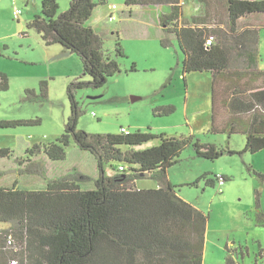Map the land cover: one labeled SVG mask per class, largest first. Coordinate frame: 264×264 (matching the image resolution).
I'll return each instance as SVG.
<instances>
[{
  "label": "trees",
  "instance_id": "obj_1",
  "mask_svg": "<svg viewBox=\"0 0 264 264\" xmlns=\"http://www.w3.org/2000/svg\"><path fill=\"white\" fill-rule=\"evenodd\" d=\"M202 10L181 23V0H123L126 6H167L158 14L165 34L175 36L183 54L182 73L209 71L211 82V131L245 135L242 151L217 147L189 136L136 130L124 133L90 134L76 128L79 107L73 90L82 86H102L120 67L116 58L102 50V40L86 25L97 3L106 0H70L69 7L57 15L56 0H41L42 16L29 23L46 44L58 43L79 56L87 82L74 81L67 87L70 116L64 132L54 141L26 149L27 163L20 172L41 174V162L30 157L44 153L49 159L65 158V148L73 139L77 146L97 160L99 176L94 188H83L84 175H65L47 182L46 187L23 189L0 186V264H203L208 214L181 198L172 188L167 169L179 161L180 153L191 146L195 156L216 159L224 153H255L264 148V70L258 68L259 28L239 26V19L254 14L264 16V0H198ZM263 25V20H254ZM212 38L211 43L207 40ZM162 46L168 38L160 39ZM1 54V52H0ZM119 39L115 57H123ZM132 63L129 71H135ZM40 93L47 94L41 80ZM8 89L7 76L0 72V91ZM26 98L36 97L25 90ZM30 96V97H29ZM173 105L155 109L158 115L174 112ZM38 120L0 121V127L36 124ZM151 139L157 145L133 149ZM10 149L0 147V157ZM118 162L120 173L105 176L103 164ZM25 161L20 160L19 165ZM122 166L123 170H119ZM260 182L264 173L247 166ZM145 173H148L146 176ZM222 176V175H220ZM139 177L155 178L157 188L139 189ZM224 180L225 176H222ZM206 185L218 183V176ZM197 179L194 184L198 182ZM252 218L264 226L261 192L256 190ZM11 236L12 244H7ZM226 264H238L233 256L239 248L224 246ZM264 260V251L260 248Z\"/></svg>",
  "mask_w": 264,
  "mask_h": 264
},
{
  "label": "rangeland",
  "instance_id": "obj_2",
  "mask_svg": "<svg viewBox=\"0 0 264 264\" xmlns=\"http://www.w3.org/2000/svg\"><path fill=\"white\" fill-rule=\"evenodd\" d=\"M98 2L99 0H93ZM57 15L69 7L70 0H56ZM212 2L216 3L215 0ZM114 5V8L112 7ZM181 23L202 10L198 0H181ZM15 8L20 10L17 16ZM167 6H126L123 0H106L93 8L86 21L102 40V50L118 61L120 72L108 77L99 87L90 85L75 88L74 98L79 107L76 128L90 134L119 133L121 127L165 133L171 136H189L217 147L242 151L245 135L235 132L227 135L211 131V82L209 71L182 73L183 54L175 36L165 34L159 25L158 14ZM42 16L41 0H0V72L7 76L8 89L0 91V121L38 120L36 124L0 127V147L10 154L0 157V186L23 189L46 187L50 180L71 175L87 177L78 181L83 188H94L99 176L94 155L80 149L73 139L65 148V158L49 159L40 152L30 161L41 162V174L20 172L27 162L26 149L33 145L54 142L63 132L70 116L67 87L71 82H87L77 54L60 44H46L40 33L29 23ZM189 19V20H188ZM264 16L248 18L263 20ZM240 23H243L241 20ZM168 38L162 46L160 39ZM119 39L123 57H115ZM260 61L264 70V28L259 32ZM135 71H129L131 64ZM47 82V94L40 93V81ZM36 97L26 98L25 90ZM132 96H137L135 101ZM30 97V96H29ZM173 105L174 112L158 115V107ZM159 143L151 139L133 149H145ZM179 161L167 169V177L174 191L197 209L208 214L205 232L203 264H226L225 244L241 248L243 255L233 256L238 264H264V226L255 224L251 215L256 190L261 192L264 210V181L248 171L247 166L264 173V148L242 154L224 153L216 159L195 156L191 146L179 155ZM25 162L19 165V161ZM118 162L103 164L105 176L117 171ZM207 178L225 176L224 184L206 185ZM198 180L196 184L195 181ZM134 186L139 189L158 187L157 180L139 177ZM9 224L0 222V229Z\"/></svg>",
  "mask_w": 264,
  "mask_h": 264
},
{
  "label": "built area",
  "instance_id": "obj_3",
  "mask_svg": "<svg viewBox=\"0 0 264 264\" xmlns=\"http://www.w3.org/2000/svg\"><path fill=\"white\" fill-rule=\"evenodd\" d=\"M112 7L114 8V5H113ZM14 14L17 16L18 14H20V10L17 9V8H15ZM211 40H212V38L210 37V38L207 40L206 43H207V44H210V43H211ZM121 132L128 133V130H127L126 128H124V127H121ZM119 170H120V171L123 170V167L120 166V167H119ZM223 184H224V178H223L222 176H218V185H219V186H222ZM7 244H8V245H11V244H12V238H11V236H8V237H7Z\"/></svg>",
  "mask_w": 264,
  "mask_h": 264
},
{
  "label": "crops",
  "instance_id": "obj_4",
  "mask_svg": "<svg viewBox=\"0 0 264 264\" xmlns=\"http://www.w3.org/2000/svg\"><path fill=\"white\" fill-rule=\"evenodd\" d=\"M134 6H142V5H134ZM248 16H250V17H247V18H246V16H244V17H242V18H240V19L238 20V21H239V26H240V27H244V26H258V28H259V32H260V30H261L262 28H264V24H263V25H257V24H255V23H253L254 21H248V18L256 17V15L251 14V15H248ZM241 20H243V23H240ZM258 46H259V44H258ZM156 188H157V187H156Z\"/></svg>",
  "mask_w": 264,
  "mask_h": 264
},
{
  "label": "water",
  "instance_id": "obj_5",
  "mask_svg": "<svg viewBox=\"0 0 264 264\" xmlns=\"http://www.w3.org/2000/svg\"><path fill=\"white\" fill-rule=\"evenodd\" d=\"M137 99H138V97H137V96H132V97H131V100H132V101H135V100H137ZM145 175L147 176V175H148V173H145Z\"/></svg>",
  "mask_w": 264,
  "mask_h": 264
}]
</instances>
